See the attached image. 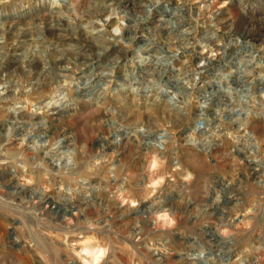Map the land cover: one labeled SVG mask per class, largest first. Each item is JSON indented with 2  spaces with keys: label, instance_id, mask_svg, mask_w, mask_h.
Masks as SVG:
<instances>
[{
  "label": "rangeland",
  "instance_id": "rangeland-1",
  "mask_svg": "<svg viewBox=\"0 0 264 264\" xmlns=\"http://www.w3.org/2000/svg\"><path fill=\"white\" fill-rule=\"evenodd\" d=\"M53 1L0 0V27L130 32H0V264H264V0Z\"/></svg>",
  "mask_w": 264,
  "mask_h": 264
},
{
  "label": "bare ground",
  "instance_id": "bare-ground-1",
  "mask_svg": "<svg viewBox=\"0 0 264 264\" xmlns=\"http://www.w3.org/2000/svg\"><path fill=\"white\" fill-rule=\"evenodd\" d=\"M65 0H54L53 2H51V5H53L54 7L55 6H60L61 5V3L62 2H64ZM154 2V1H153ZM44 3H45V1H44ZM78 3V2H77ZM157 3V2H156ZM155 3V4H156ZM3 5V7H5V3H2ZM9 5V4H8ZM11 5V4H10ZM64 6V5H63ZM1 7V6H0ZM70 7L71 8H73V9H71L72 10V12L74 13V11H75V9L77 10V11H79V9H80V7H79V4H74V6H72V5H70ZM6 8V7H5ZM2 9V8H1ZM68 9V8H67ZM49 11V10H48ZM175 12V11H174ZM50 13H51V10H50ZM76 13V12H75ZM79 13H80V11H79ZM86 13H87V11H86ZM77 14V13H76ZM81 15V14H80ZM79 15V16H80ZM60 16V15H59ZM50 17V16H49ZM84 17V16H83ZM175 17V16H174ZM80 18V17H79ZM91 18V17H90ZM219 18V17H218ZM76 19V18H75ZM59 20V21H58ZM61 20L62 19H57V21H58V23L60 24H63L64 25V27L62 28V29H56L55 28V26H54V24L56 23L55 22V20L54 19H49L48 21H46L45 22V20L43 21V20H41V19H39V20H37V21H35V22H33V23H31V26L30 27H28V30H26V28H22L21 27V29L20 28H15L14 26V23H11V24H7V25H3L2 27H0V32L2 31L3 33H5V34H8V32L10 33V34H13L14 36H13V43H12V45H11V43H10V47H11V49H12V51H14V52H18V50L20 49V48H22L26 43H27V41H28V36H32L33 35V32H38L37 30L39 29L44 35H45V38H47V36H50V35H56L57 33H58V37H56L57 38V40H65V39H72L73 41H79V40H82V41H87L88 43H90L91 44V46L92 47H96V49H97V47L99 48L104 42L107 44H110L111 45V41H113L115 38L114 37H116L117 36V34L119 33L120 35L122 34V36L123 35H125L126 33H129L130 31L126 28V26H125V24H123V20H122V23H120V22H116L115 24H114V28H113V34L114 35H108V34H110L109 33V31H108V23H110V21H111V16H107L106 17V19H105V23L103 22H100V24H99V26L98 27H95L94 28V30H91V29H89L90 27L89 26H87V25H76V23L74 22V21H69L70 19H65V20H62V22H61ZM80 22V21H79ZM180 22V21H179ZM95 23V22H94ZM97 23V22H96ZM118 23V24H117ZM125 23V22H124ZM177 23H178V21H177ZM60 24V25H61ZM88 24H90L91 25V23H88ZM132 24V23H131ZM116 25V26H115ZM139 25V24H138ZM170 25V24H169ZM7 26V27H6ZM27 26H29V25H27ZM92 26V25H91ZM135 25H133V27H134ZM139 27V26H138ZM12 28H15L14 30L15 31H12ZM130 29V28H129ZM135 29V28H134ZM134 29H131V30H134ZM139 29V28H138ZM135 31V30H134ZM133 31V32H134ZM241 33L243 32V31H240ZM39 33V32H38ZM41 34V33H40ZM42 34V35H43ZM116 34V35H115ZM135 34V33H134ZM37 35V34H36ZM35 35V36H36ZM57 36V35H56ZM119 36V35H118ZM117 36V37H118ZM1 37V36H0ZM3 37V36H2ZM39 37V36H38ZM40 37H41V35H40ZM116 37V38H117ZM131 37V36H130ZM126 38V37H125ZM30 39H31V37H30ZM29 39V40H30ZM1 40V39H0ZM33 40H34V38H33ZM33 40H31V41H33ZM64 42V41H63ZM35 43V42H34ZM44 43H45V40H44ZM52 43V42H51ZM60 43V42H59ZM2 44V43H1ZM43 44V43H42ZM41 44V45H42ZM75 44H77V43H75ZM261 44V43H260ZM6 45V44H5ZM9 45V44H8ZM31 45V44H30ZM40 45V46H41ZM44 45V44H43ZM105 45V44H104ZM7 46V45H6ZM27 46V45H26ZM29 46V45H28ZM38 47V46H37ZM102 47H103V45H102ZM107 47V46H106ZM255 47V46H254ZM23 48H25V46L23 47ZM49 48V47H48ZM70 48V47H69ZM72 48V47H71ZM108 48V47H107ZM207 48V47H206ZM256 48V47H255ZM10 49V48H9ZM27 49V48H26ZM25 49V50H26ZM45 49V48H44ZM43 49V50H44ZM95 49V50H96ZM102 48L100 47V50H101ZM106 49V48H105ZM98 50V49H97ZM107 50V49H106ZM106 50H105V52H106ZM142 50V49H141ZM158 50V49H157ZM257 50V49H256ZM37 51V50H36ZM61 51V50H60ZM75 51V50H74ZM168 51V50H167ZM260 51V50H259ZM77 52V51H76ZM161 52V51H160ZM257 52V51H256ZM7 53V52H6ZM64 53V52H63ZM68 53V52H67ZM72 53V52H71ZM74 53V52H73ZM91 53V52H90ZM96 53V52H95ZM102 53V52H101ZM8 54H9V52H8ZM17 54V53H16ZM19 54H21L20 52H19ZM29 54V53H28ZM51 54V53H50ZM75 54V53H74ZM79 54V53H78ZM105 54V53H104ZM103 54V55H104ZM18 55V54H17ZM25 55V54H24ZM44 55V54H43ZM59 55H60V53H59ZM62 55V54H61ZM64 55V54H63ZM77 55V54H76ZM82 55V54H81ZM88 55V54H87ZM109 55V54H108ZM251 55V54H250ZM13 56V55H12ZM38 56V55H37ZM48 56V58H46L45 57V60L43 61V60H41V61H43V63H42V67L41 68H44L45 69V66H47L48 68H50V67H52L53 65H55V66H57L58 67V65L60 64V57L59 58H57V57H53V58H51V55H47ZM53 56V55H52ZM66 56V55H65ZM69 56V55H68ZM79 56V55H78ZM83 56V55H82ZM123 56V55H122ZM121 56V57H122ZM146 56V55H145ZM150 56V55H149ZM160 56V55H159ZM28 57V56H27ZM27 57H24V58H27ZM33 57H35V56H33ZM90 57V56H89ZM92 57V56H91ZM93 57H94V59H96L97 58V56H96V54L95 55H93ZM100 57V56H99ZM127 57V56H126ZM3 58V57H2ZM5 58V57H4ZM17 58V57H16ZM31 58V57H30ZM41 58V57H40ZM56 58V59H55ZM62 58V57H61ZM66 58V57H65ZM73 58V57H72ZM75 58H76V56H75ZM79 58V57H78ZM129 58V57H128ZM146 58V57H145ZM155 58V57H154ZM244 58V57H243ZM13 59V58H12ZM23 59V58H22ZM149 59V58H148ZM160 59V58H159ZM11 60V59H10ZM16 60V59H15ZM63 60H64V58H63ZM67 60H71V59H67ZM75 60H77V59H75ZM79 60H81V59H79ZM85 60V62H86V59H84ZM83 60V61H84ZM116 60V59H115ZM145 60V59H144ZM152 60V59H151ZM23 61V60H22ZM33 61H37V59L36 60H33ZM33 61H30V63H33V68L31 69L30 68V70H29V72H28V74L26 75V77H25V79H27V80H29V81H31V78H35V75H36V72H40L41 71V68H39L38 67V65H37V63H35V62H33ZM90 61V60H89ZM97 61V60H96ZM110 61V60H109ZM112 61V60H111ZM117 61V60H116ZM245 61V60H244ZM28 62H29V59H28ZM63 62V61H62ZM95 62V61H94ZM114 62V61H113ZM148 62H149V60H148ZM5 63V62H4ZM67 63H68V61H67ZM75 63V62H74ZM84 63V62H83ZM82 63V64H83ZM90 63H91V61H90ZM111 63V62H110ZM117 63H119V62H117ZM237 63V62H236ZM115 64V63H114ZM41 65V64H40ZM88 65V64H87ZM90 65V64H89ZM110 65V64H109ZM119 65V64H118ZM28 66V65H27ZM65 66V65H64ZM72 66V65H71ZM78 66V65H77ZM77 66H76V68H77ZM104 66H106V65H104ZM103 66V68H105ZM108 66V65H107ZM114 66V65H113ZM112 66V67H113ZM131 66V65H130ZM73 67V66H72ZM82 67H84V66H81L80 67V65H79V67L77 68L78 70H80V71H82ZM91 67V66H90ZM109 67V66H108ZM19 68V67H18ZM24 68V67H23ZM53 68V67H52ZM61 68V67H60ZM101 68V67H100ZM156 68V67H155ZM235 68V67H234ZM21 69V68H20ZM29 69V68H28ZM43 69V70H44ZM54 69V68H53ZM76 69V70H77ZM93 69V68H92ZM108 69V68H107ZM110 69H112L111 68V66H110ZM246 69V68H245ZM49 70H51V69H49ZM55 70H58V69H55ZM62 70H65V73H66V70H69L67 67L66 68H63ZM106 70V69H105ZM44 71H46V70H44ZM48 71V70H47ZM107 71V70H106ZM112 71V70H111ZM250 71V70H249ZM255 71V70H254ZM77 72V71H76ZM228 72V71H227ZM241 72V71H240ZM109 73H110V71H109ZM23 74V73H22ZM42 74V73H41ZM59 74V73H58ZM91 74V73H90ZM57 75V74H56ZM239 75V74H238ZM249 75V74H248ZM92 76V75H91ZM60 77V76H59ZM102 77V76H101ZM133 78V77H132ZM74 79V78H73ZM99 79V78H98ZM72 80V79H71ZM104 80V79H103ZM107 80V79H106ZM112 80V79H111ZM178 80V79H177ZM28 81V82H29ZM70 81V80H69ZM158 81H159V79H158ZM64 82H66V81H64ZM71 82V81H70ZM101 82V81H100ZM112 82V81H111ZM12 83V82H11ZM16 83V82H15ZM104 83V82H103ZM106 83H107V81H106ZM119 83V82H118ZM28 84H30V83H28ZM68 84V83H67ZM96 84H98V83H96ZM138 84V83H137ZM11 85V84H10ZM35 85V84H34ZM60 85V84H59ZM91 85V84H90ZM95 85V84H94ZM163 85V84H162ZM1 86V85H0ZM65 86V85H64ZM105 86V85H104ZM122 86V85H121ZM243 86V85H242ZM96 87V86H95ZM100 87H101V85H100ZM103 87V86H102ZM138 87V86H137ZM1 88H3V87H1ZM9 88V87H8ZM105 88V87H104ZM16 89V88H15ZM101 89H103V88H101ZM3 90V89H2ZM6 88H5V90H3V92H2V94H4V93H6ZM64 90V89H63ZM104 90V89H103ZM9 91V90H8ZM97 91V90H96ZM106 91V90H105ZM116 91V90H115ZM142 91V90H141ZM150 91V90H149ZM180 91V90H179ZM191 91V90H190ZM16 92V91H15ZM19 92V91H18ZM91 92V91H90ZM95 92V91H94ZM103 92V91H102ZM139 92V91H138ZM1 93V92H0ZM52 93V92H51ZM119 93V92H118ZM143 93V92H142ZM189 93V92H188ZM11 94V93H10ZM19 94V93H18ZM145 94V93H144ZM159 94V93H158ZM254 94V93H253ZM12 95H13V93H12ZM20 95V94H19ZM43 95V94H42ZM48 95V94H47ZM88 95V94H87ZM187 95V94H186ZM17 96V95H16ZM93 96V95H92ZM105 96V95H104ZM177 96V95H176ZM6 97V96H5ZM8 97V96H7ZM11 97V96H10ZM97 98H98V96H96ZM96 98V99H97ZM106 98V97H105ZM175 98V97H174ZM5 99V98H4ZM3 99V100H4ZM15 99V98H14ZM19 99V98H18ZM43 99V98H42ZM50 100H51V98H49ZM95 99V100H96ZM118 99V98H117ZM1 100V99H0ZM9 100V99H8ZM22 100V99H21ZM50 100H48L49 102H50ZM55 100V99H54ZM39 101V100H38ZM103 101V100H102ZM187 101H189V100H187ZM14 102H16V101H14ZM32 102V101H31ZM47 103V102H45V103H47L46 104V108H48V109H53V105L55 106L56 104H51L50 105V103ZM52 102H54V101H52ZM51 102V103H52ZM168 102V101H167ZM191 102V101H190ZM221 102V101H220ZM225 102V101H224ZM22 103V102H21ZM38 103V102H37ZM41 102H39V104H40ZM44 103V102H43ZM104 103H105V101H104ZM204 103V102H203ZM208 103V102H207ZM23 104H24V102H23ZM38 104V105H39ZM42 104V103H41ZM171 104V103H170ZM179 104H181V103H179ZM229 104V103H228ZM33 105V104H32ZM36 105V104H35ZM44 105V104H43ZM66 105V104H65ZM230 105V104H229ZM234 105V104H233ZM209 106V105H208ZM21 107H23V106H20V107H18V108H16V115L18 114V119H22L21 121H23V119H30V121H33V120H35V119H37V120H40V116H38V113H36V112H34L32 115H29V116H25V115H27V114H25V115H23V114H21V113H23V110L22 109H24V107L23 108H21ZM40 107V106H39ZM174 107V106H173ZM177 107L179 108V106L177 105ZM182 107V106H181ZM180 107V108H181ZM203 107H204V105H203ZM228 107V106H227ZM41 108H42V106H41ZM44 108V107H43ZM179 108V109H180ZM208 108V107H207ZM206 108V109H207ZM225 108V107H224ZM20 109V110H19ZM32 109V108H31ZM36 109V108H35ZM47 109V110H48ZM133 109V108H132ZM182 109V108H181ZM240 109V108H239ZM15 110V109H14ZM26 110V109H25ZM42 110V109H41ZM118 110V109H117ZM150 110V109H149ZM13 111V110H12ZM39 111H40V109H39ZM52 111V110H51ZM247 111V110H246ZM7 112V111H6ZM41 112V111H40ZM52 112H54V110L52 111ZM174 112V111H173ZM224 112V111H223ZM205 113V112H204ZM10 114H12V113H10ZM41 114V113H40ZM50 114V113H49ZM203 114V112L201 113V115ZM244 114H248V113H244ZM167 115V114H166ZM205 115V114H204ZM203 115V116H204ZM262 115H263V113H262ZM127 116V115H126ZM248 116V115H247ZM246 116V117H247ZM29 117V118H28ZM169 117V116H168ZM198 117V116H197ZM208 117V116H207ZM12 118V117H11ZM16 117H14V119H15ZM248 118V117H247ZM17 119V118H16ZM196 120V119H195ZM245 120V119H244ZM17 121V120H16ZM26 121V120H25ZM163 121V120H162ZM14 122V121H13ZM20 122V121H19ZM18 122V123H19ZM35 122V121H34ZM38 122V121H37ZM40 122V121H39ZM245 122V121H244ZM24 123V122H23ZM32 124H33V122H32ZM190 124V123H189ZM23 125V124H22ZM146 125V124H145ZM19 127V126H18ZM136 127V126H135ZM131 128V127H130ZM244 129H245V126L243 127ZM114 130V129H113ZM246 130V129H245ZM133 132H137V131H133ZM148 132V131H147ZM159 132V131H158ZM144 133V132H143ZM165 134H166V132H164ZM164 133H158L157 135H156V137L157 136H163V135H165ZM246 133V132H245ZM28 134V133H27ZM228 134V133H227ZM23 135V134H22ZM115 136V135H114ZM119 135H117L116 137H118ZM236 136V135H235ZM155 137V138H156ZM245 137V136H244ZM243 137V138H244ZM122 138V137H121ZM252 138V137H251ZM116 140L118 139V138H115ZM247 139V138H246ZM249 139V138H248ZM119 140V139H118ZM232 141V140H231ZM244 141V140H243ZM247 140H245V142H246ZM26 142V141H25ZM46 142V141H45ZM101 142V141H100ZM240 142H241V139H240ZM37 145V144H36ZM64 145V144H63ZM205 145V144H204ZM198 146V145H197ZM246 146V145H245ZM203 147V146H202ZM30 148V147H29ZM59 148V147H58ZM203 148H206V147H203ZM238 149V148H237ZM243 149V148H242ZM40 150V149H39ZM241 150V149H240ZM144 151H145V149H144ZM202 151V150H201ZM39 152V151H38ZM51 152H52V150H51ZM54 152V151H53ZM45 153H47L48 154V152L46 151ZM148 153V152H147ZM245 153V152H244ZM55 154V153H54ZM46 155V154H45ZM155 155V154H154ZM244 155V154H243ZM47 156V155H46ZM65 156V155H64ZM53 157V156H52ZM251 157V156H250ZM48 158V157H47ZM51 158V157H50ZM62 158V157H61ZM197 158V157H196ZM200 158V157H199ZM58 161V160H57ZM256 161V160H255ZM65 163V162H64ZM63 163V164H64ZM251 164V163H250ZM63 166V165H62ZM259 166V165H258ZM92 182V181H91ZM120 186V185H119ZM121 187V186H120ZM91 189V188H90ZM122 194H123V192H122ZM22 195V194H21ZM36 199V198H35ZM46 202V201H45ZM55 204V203H54ZM57 204V203H56ZM59 206V205H58ZM156 210V209H155ZM159 210V209H158ZM162 210V209H161ZM155 212H157V211H155ZM167 212V211H166ZM158 213V212H157ZM173 213V212H172ZM157 215V214H156ZM163 216H162V218L164 219H167V216L165 215V214H162ZM170 215H172V214H170ZM169 216V215H168ZM65 218H67V217H65ZM70 221V220H69ZM221 222V221H220ZM169 223H171L170 221H169ZM224 225V224H223ZM60 230V229H59ZM218 231V230H217ZM222 231V230H221ZM217 233V232H216ZM215 233V234H216ZM225 233V232H224ZM211 234V233H210ZM219 234V233H218ZM220 236V235H219ZM225 236V235H224ZM222 237V236H221ZM221 239V238H220ZM223 241V240H222ZM101 249V248H100ZM82 250H83V248H82ZM94 250V249H93ZM93 250H92V252H93ZM97 250V249H96ZM89 251V250H88ZM88 254V253H87ZM97 254V253H96ZM95 256V255H94ZM92 257H93V255H92ZM94 258V257H93ZM92 259V258H91ZM87 262V261H86ZM93 260H92V264H93ZM96 262V261H95Z\"/></svg>",
  "mask_w": 264,
  "mask_h": 264
}]
</instances>
